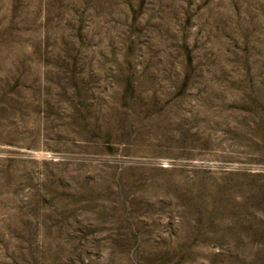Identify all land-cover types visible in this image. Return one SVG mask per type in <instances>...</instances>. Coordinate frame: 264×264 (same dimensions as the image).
<instances>
[{"label":"rangeland","instance_id":"obj_1","mask_svg":"<svg viewBox=\"0 0 264 264\" xmlns=\"http://www.w3.org/2000/svg\"><path fill=\"white\" fill-rule=\"evenodd\" d=\"M0 264H264V0H0Z\"/></svg>","mask_w":264,"mask_h":264}]
</instances>
